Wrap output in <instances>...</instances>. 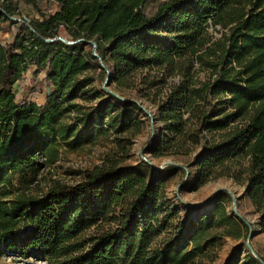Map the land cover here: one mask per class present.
Here are the masks:
<instances>
[{
	"label": "trees",
	"instance_id": "obj_1",
	"mask_svg": "<svg viewBox=\"0 0 264 264\" xmlns=\"http://www.w3.org/2000/svg\"><path fill=\"white\" fill-rule=\"evenodd\" d=\"M52 1L50 22L33 16L8 40L0 36V258L211 264L233 228L243 225L249 237L250 224L221 201L181 216L147 161L125 162L149 115L112 91L89 108L76 101L93 81L85 72L95 52L117 89H136L154 104L160 144L192 155L194 182L227 176L243 183L264 228V0ZM20 6L0 0V34L18 23L11 17ZM31 68L46 72V104L16 98L15 85ZM108 130L117 147L105 163L79 182L53 179L34 191L60 147L76 149ZM224 264L261 262L239 247Z\"/></svg>",
	"mask_w": 264,
	"mask_h": 264
},
{
	"label": "rangeland",
	"instance_id": "obj_2",
	"mask_svg": "<svg viewBox=\"0 0 264 264\" xmlns=\"http://www.w3.org/2000/svg\"><path fill=\"white\" fill-rule=\"evenodd\" d=\"M35 1L44 16L35 11L28 0H19L21 4L20 14L16 15L14 19L18 23L9 26L6 30L8 35L6 37L2 35L3 39L8 40L23 19H30L34 16L47 22L51 21L50 15L52 12L47 11V9L49 8L52 11L53 1ZM156 6L157 2H150L146 5L145 11L152 14ZM102 63L106 68L102 66ZM101 69L106 72L102 74ZM108 72H110L109 64L106 63L103 57L100 56L96 61H93L92 66L85 72L93 77V81L84 88L76 101L84 108H89L106 98L108 91H112L121 98L131 97L135 99L149 115L143 117L146 121L143 131L133 138L132 144L128 145L131 155L125 162L136 163L141 159L147 161L153 170L166 181L167 197L178 208L181 216L189 212L192 215L207 212L221 201L228 212L233 211L244 223L250 224V232L253 234L249 238L244 235L243 225L240 228L237 226L233 228V234L225 235L218 257L211 264H224L229 260L232 251L239 247L242 248V251L251 252L264 260V228L260 224L256 208L244 193V184L234 178L221 176L213 178L202 185H197L193 180L197 167L189 165L192 161V155L165 151L164 146L160 144L162 139L160 138L162 132L160 127L162 123L156 113L154 104L138 93L136 89H117L116 83L111 82V74L108 77ZM150 73H154V69L150 70ZM48 90L49 81L46 78V72L34 68L25 71L14 88L18 100L28 99L38 104L48 102ZM95 92H99L100 96L91 99L85 98ZM116 147L115 134L112 130L100 133L95 131L94 138L90 142L76 149L60 147L58 157L42 172L40 183L35 186L34 191L44 190L53 179L71 183L81 181L85 176V170L105 163L108 156L115 154ZM168 165L183 167V169L170 170L167 168ZM188 179L189 181L184 185ZM224 191L228 195L224 194ZM0 264H46V262L33 258L3 256L0 258Z\"/></svg>",
	"mask_w": 264,
	"mask_h": 264
},
{
	"label": "water",
	"instance_id": "obj_3",
	"mask_svg": "<svg viewBox=\"0 0 264 264\" xmlns=\"http://www.w3.org/2000/svg\"><path fill=\"white\" fill-rule=\"evenodd\" d=\"M11 19H15V17H11ZM93 44H94V49L96 50V44L94 43V42H92ZM95 54L98 56V57H100L99 55H98V53L97 52H95ZM102 66L103 67H105L106 68V66L102 63ZM110 76V72H108V77ZM234 203H235V199H234ZM253 233L252 232H250L249 233V237L252 235ZM248 237V238H249ZM256 257H257V259L262 263V264H264V260L261 258V257H259V256H257V255H255Z\"/></svg>",
	"mask_w": 264,
	"mask_h": 264
},
{
	"label": "crops",
	"instance_id": "obj_4",
	"mask_svg": "<svg viewBox=\"0 0 264 264\" xmlns=\"http://www.w3.org/2000/svg\"><path fill=\"white\" fill-rule=\"evenodd\" d=\"M53 9H51L52 11H50V9L48 8L47 9V11H49V12H55L56 10H57V8H58V4L56 3V2H53ZM15 32V31H14ZM2 35L4 36V37H6L7 35H8V31H4V32H2L1 34H0V36L2 37Z\"/></svg>",
	"mask_w": 264,
	"mask_h": 264
}]
</instances>
